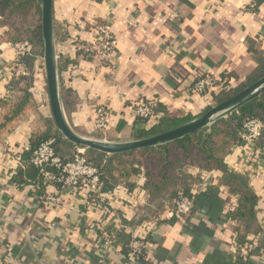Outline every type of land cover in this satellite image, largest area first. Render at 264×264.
<instances>
[{
	"label": "crops",
	"instance_id": "crops-1",
	"mask_svg": "<svg viewBox=\"0 0 264 264\" xmlns=\"http://www.w3.org/2000/svg\"><path fill=\"white\" fill-rule=\"evenodd\" d=\"M53 9L61 101L69 124L85 137L129 142L167 115L192 119L222 93H193L199 75L210 72L234 88L264 58V2L256 0H54ZM97 22L118 37L113 63L82 54L96 42ZM7 30L0 19V103L9 97L13 77L12 43L2 40ZM37 86L39 113L53 121ZM148 97H156L159 106L141 120L133 102ZM97 105L111 112L107 131L95 126ZM35 120L30 116L0 143V264H127L135 236L147 238V247L134 264H264V150L256 144H241L226 158L229 170L245 175L256 196L243 242L240 223L230 214L237 196L218 170L185 168L196 197L186 224L167 219L173 196L165 190L153 197L143 174L133 184L117 181L103 191L101 206H88L86 193H64L58 183H22L33 165L28 152ZM62 147L65 157L78 149L87 154L85 148ZM19 171L21 182L15 180ZM101 227L111 231V244H105Z\"/></svg>",
	"mask_w": 264,
	"mask_h": 264
},
{
	"label": "trees",
	"instance_id": "trees-1",
	"mask_svg": "<svg viewBox=\"0 0 264 264\" xmlns=\"http://www.w3.org/2000/svg\"><path fill=\"white\" fill-rule=\"evenodd\" d=\"M257 4L264 0H256ZM1 24L8 30L2 37L3 41L16 43L29 41L32 45L31 54L24 57V62L29 67L31 74L27 76L12 77L9 85V97L0 103V143L13 132L22 122L34 115L33 135L31 148L28 154L44 141L54 139V149L63 158L70 157L60 154L62 143L68 144L72 149L83 148L65 139L56 129L52 120H45L39 113L37 99L33 93L39 76L34 72V64L39 56H43L44 45L41 30V6L40 0H0ZM83 55L94 56L93 53L82 48ZM81 51V52H82ZM264 76V58L259 60L256 71L240 85L230 90L222 91L215 97L220 103L246 86L256 82ZM206 108L203 112L207 111ZM202 112V113H203ZM139 118V117H138ZM258 119L262 123L261 133L255 141L258 148L264 150V93L250 101L239 110L223 117L210 126L195 131L180 139L127 153L112 154L85 148L88 161L94 165L101 176L102 191L112 189L117 181H125L129 184L132 178L143 174L146 177L145 187L154 197L165 190L168 196H174L179 190L189 192L190 181L184 175L186 167L194 166L204 171L218 170L222 172V180L229 191L237 196L238 206L231 209V216L240 223L238 227L239 240L246 241L245 231L250 228L253 220L256 196L245 175L229 170L226 158L238 146H241L242 132L246 121ZM141 119V118H139ZM193 119V118H192ZM142 120V119H141ZM144 120V119H143ZM191 119H181L172 116L163 117L152 129L139 132L135 138L140 139L175 128ZM15 174V180L22 183H40L43 181L38 169L32 165L27 168L24 178H19L20 173ZM241 233V234H240Z\"/></svg>",
	"mask_w": 264,
	"mask_h": 264
},
{
	"label": "built area",
	"instance_id": "built-area-1",
	"mask_svg": "<svg viewBox=\"0 0 264 264\" xmlns=\"http://www.w3.org/2000/svg\"><path fill=\"white\" fill-rule=\"evenodd\" d=\"M151 3L152 0H147ZM97 31L96 42L91 46H84L87 52L93 53L102 61L113 63L118 37L104 23L97 22L94 25ZM14 50V63L11 70L14 77L27 76L31 71L24 62V57L30 55L32 45L29 41H19L12 44ZM36 72L46 75L45 65L39 69L36 65ZM231 83L224 82V79L217 78L210 72L199 75L192 85L191 91L199 96L212 97L213 93L230 90ZM213 98L207 100V106L213 105ZM135 115L142 120L153 117L159 106L156 97H148L133 102ZM213 107V106H212ZM94 123L98 130L107 131L112 124V115L105 105L94 107ZM262 123L258 119H249L244 125L242 132V144L252 147L261 133ZM259 152V149L257 150ZM32 164L38 169L44 183L60 184L64 193H86V204L88 206L100 205L103 203L105 193L102 191V180L98 169L88 161V157L82 149H78L71 160L65 161L54 149V139L42 142L32 154ZM256 160V158L254 159ZM35 183H32V185ZM63 193V192H62ZM53 203L60 202L58 198L49 197ZM194 192L179 190L171 199L168 207L167 219L186 224L193 215L196 208ZM153 222H146L145 229L149 230ZM105 235V244H111V231L101 227ZM147 247V238L134 237L128 245L127 264H134L142 257ZM243 250V248H242Z\"/></svg>",
	"mask_w": 264,
	"mask_h": 264
},
{
	"label": "water",
	"instance_id": "water-1",
	"mask_svg": "<svg viewBox=\"0 0 264 264\" xmlns=\"http://www.w3.org/2000/svg\"><path fill=\"white\" fill-rule=\"evenodd\" d=\"M41 30L44 45L47 90L52 118L58 131L65 139L81 146L108 155L127 153L138 149L162 145L195 131L210 126L215 121L239 110L241 107L264 93V76L246 86L228 99L210 107L207 111L170 130L129 142H110L79 135L69 124L61 101L59 70L54 34V0H40Z\"/></svg>",
	"mask_w": 264,
	"mask_h": 264
},
{
	"label": "rangeland",
	"instance_id": "rangeland-1",
	"mask_svg": "<svg viewBox=\"0 0 264 264\" xmlns=\"http://www.w3.org/2000/svg\"><path fill=\"white\" fill-rule=\"evenodd\" d=\"M35 65H38L39 69L42 68L45 65L43 56H39L36 59L35 64H34V70H36ZM37 75L39 76V78L37 80V83H36V86L38 85L37 86L38 89L36 91L37 98L40 99V103H41L42 106H44L43 104H46L48 107H50V103H47V102H49V94H48V90H47V85H44L45 84L46 75H45V78H44V74L41 75L39 72H37ZM41 76L43 78H41ZM216 104H218V102L216 100H214L213 105L206 106V108H210V107H212V106H214Z\"/></svg>",
	"mask_w": 264,
	"mask_h": 264
}]
</instances>
